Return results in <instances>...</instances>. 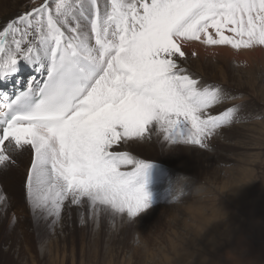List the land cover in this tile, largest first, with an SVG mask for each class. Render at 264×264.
I'll list each match as a JSON object with an SVG mask.
<instances>
[{
	"label": "snow or ice",
	"instance_id": "snow-or-ice-1",
	"mask_svg": "<svg viewBox=\"0 0 264 264\" xmlns=\"http://www.w3.org/2000/svg\"><path fill=\"white\" fill-rule=\"evenodd\" d=\"M89 12L80 13L85 25L70 0H45L0 30V84L24 66L46 73L26 91L0 90V165L30 146L27 201L53 223L66 201L87 203L93 216L105 206L129 221L152 208L151 164L109 151L119 141L143 137L155 123L166 141L205 148L204 139L232 121L231 108L205 113L226 93L184 74L176 60L185 55L183 41L264 46V0H108L102 7L92 0ZM0 203L6 211L2 192ZM233 251L209 255L225 264Z\"/></svg>",
	"mask_w": 264,
	"mask_h": 264
},
{
	"label": "rangeland",
	"instance_id": "rangeland-1",
	"mask_svg": "<svg viewBox=\"0 0 264 264\" xmlns=\"http://www.w3.org/2000/svg\"><path fill=\"white\" fill-rule=\"evenodd\" d=\"M54 2L48 0L49 5L54 6ZM44 3L45 0H0V20H7L6 14L13 10L22 15ZM70 3L81 23L87 25L84 16L90 14L92 0H70ZM81 11L84 16H80ZM87 30L90 32V25ZM181 51L185 55L177 56L176 60L184 74L195 79L201 88L218 87L226 93L225 99L205 113L218 116L231 108L233 119L204 139L205 148L172 144L164 139L155 123L148 126L143 137L124 139L130 144L125 148L127 151L120 152L151 164L148 188L153 204L154 192L166 191L168 196L163 201L162 196L157 198L164 203L159 207L163 210H156L155 216L142 213L132 221L126 213L116 214L105 206L93 216L87 203L78 206L87 209L77 214L74 209H66V205L55 223L54 217H48L49 221L38 220L31 215L36 213L34 209L23 217L10 214V222H16L26 236L24 244L10 247L5 241L10 232L1 230L0 218V264H162V259L168 264H180L174 261L175 257L204 249L193 242L195 224L187 212L192 208L195 211L194 205L201 201L202 213L214 211L222 217L224 228L214 240L215 250H234L233 254L223 256L225 264H264V46L233 49L230 45L183 41ZM30 68L24 66L20 72ZM32 75L33 72H26L18 83L28 86ZM13 85L7 86L8 91ZM28 154L32 155L31 149ZM121 170L130 171L131 166ZM174 185L176 189L183 188L179 201L167 199ZM192 187H196V195L190 191ZM21 194L24 195L23 188ZM185 201L191 203L188 208ZM0 217L7 221L9 216ZM81 217L84 222L80 224ZM154 217L161 220L160 226L153 224ZM120 228L124 229L123 235L115 237ZM7 252V257H3Z\"/></svg>",
	"mask_w": 264,
	"mask_h": 264
},
{
	"label": "bare ground",
	"instance_id": "bare-ground-1",
	"mask_svg": "<svg viewBox=\"0 0 264 264\" xmlns=\"http://www.w3.org/2000/svg\"><path fill=\"white\" fill-rule=\"evenodd\" d=\"M98 3H99V6H101V7L104 5V3L102 1L98 0ZM19 15L20 14H17V12H15L14 10L11 13L8 12L5 16V18L7 20H0V30H2V28L4 26H6V24L8 22H10L12 19L18 17ZM259 47H261V46H259ZM258 49L262 50V48H258ZM26 72H33L34 76L32 75L30 77V79L35 77L36 80H39L40 74L42 73V72L34 71L33 68H30L27 71H24L22 73L19 72L18 77L14 78L12 81H7V84H5V83L0 84V90L8 93V87L7 86H9L10 84L13 85L15 83L20 82L22 80V77H25L23 75ZM37 75H39V76L36 77ZM4 88H6V89H4ZM0 97H1L0 101H2L3 97L2 96H0ZM129 144L130 143L128 142V140H124V142L121 140L117 144L113 145L109 149V151H117V152H120L121 150L127 151L128 149H125V148L129 147ZM122 145H123V147H122ZM29 149H30V146H26L24 149L12 152L11 153V159L7 162L8 166L5 167L3 165H0V192L3 193V195L6 197V200H7L6 211L4 210V205L2 203H0V215L9 216L7 221H5L2 217H0L1 222H3L1 224V230L4 232V229H5V230H7V233L10 232V235L5 239L6 244L10 245V247H14L15 245L24 244V238L26 236L25 234H21V232L19 231V227L16 224V222H10L11 221L10 214L12 215V217L13 216L19 217L20 215L23 217L26 214H30V212L32 211V208L28 204L27 194H26L28 171L31 168V161H32V155L28 154ZM210 175H211V173H210ZM22 188L24 190V195L21 194ZM167 188L168 187H166V189ZM172 189H173V193L171 194V197H168L167 199L168 200H175L176 198H178V201H179L181 199V197H183V195L177 194V189L175 188V185L171 186V190ZM195 189H196V187H195ZM195 189H194V187H192L190 191H192L194 194ZM194 195H196V194H194ZM158 196H162V201H163V198L168 196V195L166 194V191H163V190L154 192L153 199L155 200L154 202L157 204L155 205V203H154L152 208H150L149 210L146 211V214H149L151 216H155L156 210L159 212H161L163 210L162 208H159V207H163L164 203H160V201H157ZM185 196H186V194H185ZM184 204L187 205L186 208H188L189 205H191L190 201L186 202ZM65 205H67L66 209H74V211H75L74 214H77L78 212H80V210H82V212H85V209H87L86 207H78V206H70L69 207L68 206L69 203H66ZM194 206H196L195 207L196 209L194 208L195 211H192L193 208L189 209L188 211L185 210L191 215L190 216V218L192 220L191 222L195 224L194 227L192 228L193 229L192 236L194 237L193 242H196L199 245H203L204 251H208L209 249H212V251H213L216 249V247H215L216 243H214V240L222 234V230L224 228V224L221 222L222 217L219 213L214 212V211H211V213H209V214L202 213L200 211V206L201 207L204 206V203L202 201L199 202L198 206L197 205H194ZM14 209H16V210H14ZM34 211H36V213H32L31 215H34L38 220L40 219L42 221H46V220L49 221V219L43 217L39 213L38 210H34ZM159 212H158V214H159ZM144 215H145V213H144ZM26 217H28V216H26ZM118 217H120V216H118ZM121 221H123V220H121ZM153 221H154L153 222L154 225H157V224L159 226L161 225L160 219L158 220L156 217H154ZM79 222L81 224V221H79ZM10 224L12 226H10ZM7 225L9 226V228L7 227ZM154 225H153V227H154ZM50 226H51V224H50ZM63 226L64 225H62V227ZM197 227L199 228V230H197ZM123 228L122 229L120 228V230H117L114 233V236L115 237L122 236L123 235L122 232L124 230ZM116 229H117V227H116ZM211 252H209V253H211ZM24 253H26V252H24ZM188 253L189 252H184L183 255H181L180 257H175L174 261H176V263L179 262L180 264H188V261L190 259ZM7 255H8V252L5 253V256H3V257H7ZM18 255H21L20 252L18 253ZM161 261H162V264H168V262H166L164 259H162Z\"/></svg>",
	"mask_w": 264,
	"mask_h": 264
},
{
	"label": "clouds",
	"instance_id": "clouds-1",
	"mask_svg": "<svg viewBox=\"0 0 264 264\" xmlns=\"http://www.w3.org/2000/svg\"><path fill=\"white\" fill-rule=\"evenodd\" d=\"M211 251L212 249H209L208 251L197 249L189 252L188 255L190 259L188 261V264H217V262L213 260L209 255V252Z\"/></svg>",
	"mask_w": 264,
	"mask_h": 264
}]
</instances>
